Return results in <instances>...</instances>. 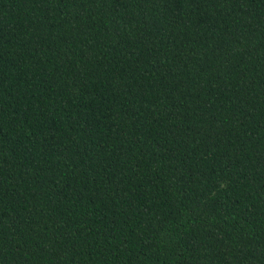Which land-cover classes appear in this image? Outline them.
Listing matches in <instances>:
<instances>
[{
    "label": "trees",
    "instance_id": "obj_1",
    "mask_svg": "<svg viewBox=\"0 0 264 264\" xmlns=\"http://www.w3.org/2000/svg\"><path fill=\"white\" fill-rule=\"evenodd\" d=\"M0 264H264V0H0Z\"/></svg>",
    "mask_w": 264,
    "mask_h": 264
}]
</instances>
